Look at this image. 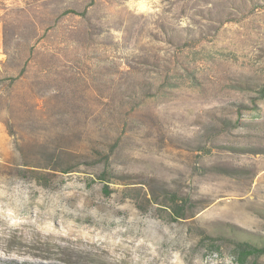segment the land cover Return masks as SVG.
Instances as JSON below:
<instances>
[{
  "label": "rangeland",
  "instance_id": "1",
  "mask_svg": "<svg viewBox=\"0 0 264 264\" xmlns=\"http://www.w3.org/2000/svg\"><path fill=\"white\" fill-rule=\"evenodd\" d=\"M235 235L264 236V0H0V264H236Z\"/></svg>",
  "mask_w": 264,
  "mask_h": 264
},
{
  "label": "trees",
  "instance_id": "2",
  "mask_svg": "<svg viewBox=\"0 0 264 264\" xmlns=\"http://www.w3.org/2000/svg\"><path fill=\"white\" fill-rule=\"evenodd\" d=\"M177 214L179 217H182L179 213ZM232 242L234 244L233 260L236 264H247L251 258L259 259L264 256V236H257L255 239H252L245 237V235H235Z\"/></svg>",
  "mask_w": 264,
  "mask_h": 264
}]
</instances>
